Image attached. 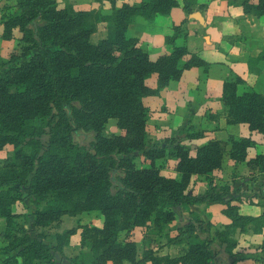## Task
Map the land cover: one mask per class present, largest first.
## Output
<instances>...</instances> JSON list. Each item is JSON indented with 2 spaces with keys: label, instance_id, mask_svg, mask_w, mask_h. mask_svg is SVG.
<instances>
[{
  "label": "trees",
  "instance_id": "16d2710c",
  "mask_svg": "<svg viewBox=\"0 0 264 264\" xmlns=\"http://www.w3.org/2000/svg\"><path fill=\"white\" fill-rule=\"evenodd\" d=\"M239 3L264 19V0ZM176 5V0H144L116 6L108 0V11L102 12L58 6L54 0H13L3 7L0 38L18 32L20 44L18 52L0 61V149L11 146L0 159V264H210L217 258L235 264V231L250 226L261 232L264 214H241L234 186L208 178L221 166L224 142L210 139L190 154L183 140L200 135L189 133L191 127L160 140L146 137L143 98L178 80L183 69L206 68L207 62L173 43L175 27L164 38L170 50L153 60L125 30L135 18L167 15ZM99 27L104 35L93 41ZM240 83L239 78L222 82L225 122L245 123L264 134V93L249 87L238 92ZM109 118L119 134L103 135ZM80 131L92 132V139L76 144L72 137ZM227 141L228 159L264 170V154L246 159L250 138L228 136ZM137 156L145 166H135ZM164 157L175 161L178 177L159 172L155 161ZM192 176L208 178L202 192H188ZM258 195L264 197L261 188ZM17 203L21 211L14 210ZM197 203L222 205L228 223L208 235L210 224L202 226L189 213L166 241L186 244L177 255H159L148 245L137 257L131 228L159 233L181 217V208ZM90 211L100 214L99 227L78 224L49 232L62 215ZM77 229L85 252L66 256L62 249ZM259 248L264 253V239Z\"/></svg>",
  "mask_w": 264,
  "mask_h": 264
},
{
  "label": "crops",
  "instance_id": "0c3cea01",
  "mask_svg": "<svg viewBox=\"0 0 264 264\" xmlns=\"http://www.w3.org/2000/svg\"><path fill=\"white\" fill-rule=\"evenodd\" d=\"M54 1L57 5L70 3L75 10L100 9L106 12L109 7L108 0ZM140 1L144 0H113L116 6L121 3L136 4ZM176 1L177 5L172 7L167 15H158L152 19L135 18L127 25L125 33L129 37L136 38L141 49L147 53L149 59L153 60L170 50L171 45L165 43L164 38L173 34L172 27H175L173 43L185 46L189 53L199 54L207 62V66L183 69L178 80L169 81L167 85L159 89L157 94L143 98V103L148 109L146 134L154 140H160L177 135V131L181 128L191 127L188 130L189 133L199 132L200 135L183 140L182 143L189 148L190 154H193L194 147L210 139L224 142L222 161L225 160L228 171L226 169L222 171L229 174L226 178L228 182L225 183L234 186L233 195L238 199L234 203L238 206L239 212L251 216L264 214V197L258 195L259 188L264 193V170L253 163L233 162L227 157L228 136L235 139L250 138L253 144L247 148L246 159H251L258 154H264V134L250 130L245 123L227 124L220 101L221 85L227 79L241 80L237 86L238 92L249 87L256 92L264 93V19L261 16L246 13L239 0ZM0 40L3 39L0 38ZM153 81L154 77H151L149 82L152 84ZM8 146L10 149H6ZM8 150L11 151L10 145L0 149V159L9 153ZM170 160L174 166L175 161ZM221 166L215 170H221ZM173 172L175 177H178L174 169ZM193 177L196 176H192L190 182ZM212 183L215 184V181ZM247 192L250 193L247 194ZM15 206V211L22 210L15 209ZM186 207L188 212L193 213L195 210L193 208L205 209L209 215V221L205 223L210 224L209 228H212L216 222L220 226L228 223L227 218L220 213L223 207L220 204L197 203ZM214 208H217L216 218L211 220V215L214 217ZM194 214L203 220L197 213ZM87 216L90 214L62 215L54 230L61 232L63 229L70 228V226L62 227L67 220L89 225L91 221L81 222V219ZM182 216L181 214V217H178L175 231L184 223H180ZM1 223L2 218H0V225ZM100 224L101 217L98 223H93L96 227ZM141 229L142 227L137 226L131 230L141 232ZM74 234H77V238L69 239L68 245L62 249L66 256L85 252L79 247L77 230ZM233 236L236 240L233 249L237 259L235 264H264V253L259 248L264 239V227L261 232H253L248 226L243 232L236 230ZM177 245L179 247L174 252L164 251L157 254L175 256L186 246L184 242ZM221 261H223L222 258ZM103 264L112 263L107 261Z\"/></svg>",
  "mask_w": 264,
  "mask_h": 264
},
{
  "label": "rangeland",
  "instance_id": "374dc122",
  "mask_svg": "<svg viewBox=\"0 0 264 264\" xmlns=\"http://www.w3.org/2000/svg\"><path fill=\"white\" fill-rule=\"evenodd\" d=\"M12 1L13 0H0V12L2 11L3 7L11 4ZM58 6H62V5H58ZM104 32H105V29L103 27H99L95 31V33L92 34L91 39L93 41L97 40L98 38H100L102 36V34ZM18 36H19L18 32H14V36L10 40H0V61L6 60L8 58L9 54H11L13 52H18L19 44H20V42L18 41ZM102 133L105 136L120 133V131L117 129V127L115 125V119L109 118L105 122ZM146 137L150 140H154L153 138H150L148 134H146ZM91 139H92V132H90V131H80L79 134L77 133V134L73 135V137H72V140L76 144H85ZM6 149H10V147L8 146ZM8 152H10V150H8ZM133 163L135 164L136 167H140V166H145L147 162L145 160H143L142 156H137L133 159ZM155 165L158 167L159 172L162 175L169 176V177H175L173 169H172L173 166H172L170 158L164 157V158L157 159L155 161ZM221 167H222L221 170L212 171V173L208 177L212 181H215V184H217V185L228 182L226 178L229 177V174L225 173V171L224 172L222 171L225 169H226V171H228L227 170L228 167L226 166L225 160L222 161ZM227 174H228V177H227ZM208 178L202 177V176L193 177L191 182L189 183V187H188L189 192L190 193L201 192L204 188H206ZM249 193L250 192H247V194H249ZM15 209L21 210L22 207H21V205H19V203H17L15 206ZM193 209H195V210H193L194 213H197V215H199L203 219L202 220V226H204L205 221H209L208 213L205 212V209H202V208L196 207ZM179 213H181L183 215L182 216L183 219H180V223H182L186 220V217H188L189 213H192V212H188V208L183 207V208H181ZM213 213H214V217L211 215V217H210L211 220H213V218L214 219L216 218L217 208H214ZM86 214H90V216L84 217L83 220L81 219V222L84 223V221H87V222L91 221V222H89V225H93V223H98L99 218L101 217L100 214L96 211H90ZM177 220H178V217H177V219L175 218V220L173 222H170V223L164 225L163 229L159 233H156L155 229L147 228V227H142L141 232H140V230H136V232L130 230L128 235L131 239H133L135 241V244L137 247V257H140L141 251L145 248V246H148V245L152 248V250L155 253L164 252V251L174 252L179 247V245L173 244V243H167L166 241H167V238L173 237L176 234V231L174 228L177 225ZM78 224H79L78 222L73 223L71 220H67V221H64V224L62 225V227H69V226L70 227H76ZM216 226L220 227L218 222L213 224V227L209 229L208 235H211L213 229ZM131 229H133V228H131ZM78 231H79V229H77V232ZM49 232L50 233L54 232V229L49 230ZM123 237H124V233L121 232L119 234V239H123ZM76 238H77V234L70 236V240L76 239ZM210 264H226V263L221 261L220 258H217V259H214Z\"/></svg>",
  "mask_w": 264,
  "mask_h": 264
}]
</instances>
